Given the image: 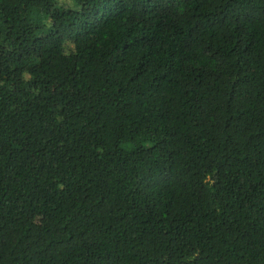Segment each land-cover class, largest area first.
Wrapping results in <instances>:
<instances>
[{"label": "trees", "instance_id": "16d2710c", "mask_svg": "<svg viewBox=\"0 0 264 264\" xmlns=\"http://www.w3.org/2000/svg\"><path fill=\"white\" fill-rule=\"evenodd\" d=\"M0 264H264V0H0Z\"/></svg>", "mask_w": 264, "mask_h": 264}]
</instances>
